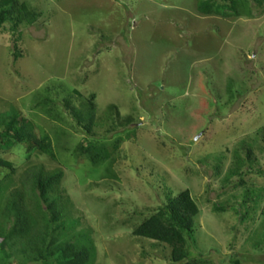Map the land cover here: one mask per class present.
<instances>
[{"label":"rangeland","instance_id":"374dc122","mask_svg":"<svg viewBox=\"0 0 264 264\" xmlns=\"http://www.w3.org/2000/svg\"><path fill=\"white\" fill-rule=\"evenodd\" d=\"M18 1L39 18L0 29V116L29 119L54 157L0 148L15 171L0 168V230L9 194L42 166L64 174L65 238L84 234L91 264H173L169 246L133 231L186 190L200 210L191 259L264 264V4L223 19L198 12L212 0ZM70 96H95L93 136L65 109ZM40 101L55 103L52 116ZM246 143L254 159L228 182ZM91 145L109 158L93 166L79 151Z\"/></svg>","mask_w":264,"mask_h":264},{"label":"trees","instance_id":"16d2710c","mask_svg":"<svg viewBox=\"0 0 264 264\" xmlns=\"http://www.w3.org/2000/svg\"><path fill=\"white\" fill-rule=\"evenodd\" d=\"M252 2L257 6L264 4V0H222V3L212 0L200 2L198 12L204 16L223 19L231 16L252 18ZM38 18L39 15L26 3L0 0V29L4 31H15L22 25L34 26ZM16 56H20V53L17 52ZM73 94L81 97L78 92ZM73 96L64 100L65 109L75 119L81 131L87 136H93L98 121L95 96L84 102ZM39 106L49 116L54 114L56 108L51 101H40ZM19 146H28V154L37 151L54 157L48 138L38 137L29 119L11 111L0 116V148ZM243 149L246 159L241 157L239 151L235 152L234 168L228 172V182L245 165L250 166L254 159L250 144L246 143ZM79 151L93 166H98L109 158L105 146H81ZM0 168L15 173L13 165L1 156ZM63 177L62 172H48L42 166L34 167L22 175L20 188L9 194L1 212L10 226L7 223V227L0 230L3 260L0 264H12V258L20 255L24 256L22 264H91L93 249L88 245L87 237L81 233L72 236V239L65 238L74 229L75 222H69V201L60 192ZM239 185L244 186V181L240 180ZM167 200V204L156 214L135 228L133 236L169 246L173 264H204L200 259H191L188 253V239L194 234L195 219L200 214L191 192L186 190L177 196L169 193Z\"/></svg>","mask_w":264,"mask_h":264}]
</instances>
